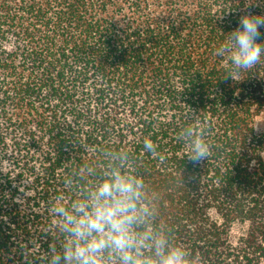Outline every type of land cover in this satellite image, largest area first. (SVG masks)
<instances>
[{"label":"trees","instance_id":"16d2710c","mask_svg":"<svg viewBox=\"0 0 264 264\" xmlns=\"http://www.w3.org/2000/svg\"><path fill=\"white\" fill-rule=\"evenodd\" d=\"M244 15L264 0H0V264L60 246L49 206L107 149L197 264H264V60L230 78L214 55Z\"/></svg>","mask_w":264,"mask_h":264},{"label":"clouds","instance_id":"9594fccd","mask_svg":"<svg viewBox=\"0 0 264 264\" xmlns=\"http://www.w3.org/2000/svg\"><path fill=\"white\" fill-rule=\"evenodd\" d=\"M214 55L226 58L228 75H239L264 60L257 42L264 15L241 16ZM193 160L207 158L211 146L202 131L189 126L181 133ZM144 149L154 152L150 139ZM67 194L49 206L62 242L44 255L43 264H197L170 230L158 222L156 195L136 173L124 150H103L96 162L83 164L64 179Z\"/></svg>","mask_w":264,"mask_h":264},{"label":"rangeland","instance_id":"374dc122","mask_svg":"<svg viewBox=\"0 0 264 264\" xmlns=\"http://www.w3.org/2000/svg\"><path fill=\"white\" fill-rule=\"evenodd\" d=\"M254 125L257 130H264V114L256 118Z\"/></svg>","mask_w":264,"mask_h":264}]
</instances>
